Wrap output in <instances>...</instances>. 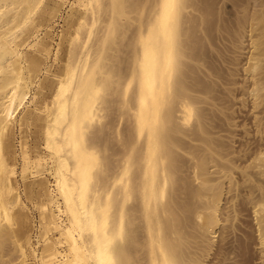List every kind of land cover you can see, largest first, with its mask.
Wrapping results in <instances>:
<instances>
[{
  "label": "bare ground",
  "instance_id": "6f19581e",
  "mask_svg": "<svg viewBox=\"0 0 264 264\" xmlns=\"http://www.w3.org/2000/svg\"><path fill=\"white\" fill-rule=\"evenodd\" d=\"M0 264H264V0H0Z\"/></svg>",
  "mask_w": 264,
  "mask_h": 264
},
{
  "label": "snow or ice",
  "instance_id": "6c2138e0",
  "mask_svg": "<svg viewBox=\"0 0 264 264\" xmlns=\"http://www.w3.org/2000/svg\"><path fill=\"white\" fill-rule=\"evenodd\" d=\"M167 2H168V0H166V6H167ZM170 2H171L172 6H175L176 3L178 2V0H170Z\"/></svg>",
  "mask_w": 264,
  "mask_h": 264
}]
</instances>
